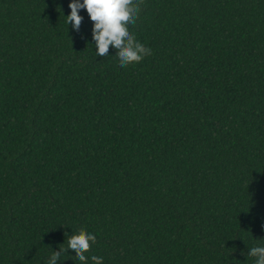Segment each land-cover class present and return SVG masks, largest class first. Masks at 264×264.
Listing matches in <instances>:
<instances>
[{"label":"trees","instance_id":"1","mask_svg":"<svg viewBox=\"0 0 264 264\" xmlns=\"http://www.w3.org/2000/svg\"><path fill=\"white\" fill-rule=\"evenodd\" d=\"M72 2L0 0V264H255L264 0H140L127 70Z\"/></svg>","mask_w":264,"mask_h":264},{"label":"clouds","instance_id":"2","mask_svg":"<svg viewBox=\"0 0 264 264\" xmlns=\"http://www.w3.org/2000/svg\"><path fill=\"white\" fill-rule=\"evenodd\" d=\"M139 4L140 0H73L69 5L71 14L66 20L78 32L83 22L80 13L86 10L94 23L92 38L97 58L104 60L114 56L119 61V68L127 70L152 55V49L140 43L130 31L140 17ZM96 242V236L88 233L68 239L69 248H63V254L57 253L49 264H62L69 252L77 264H104L102 258L92 256L89 259L86 255ZM249 257L255 258V264H264V247L252 248L247 254V259Z\"/></svg>","mask_w":264,"mask_h":264}]
</instances>
